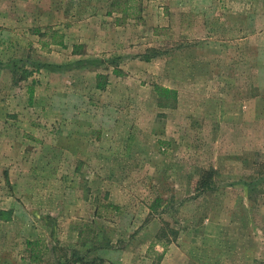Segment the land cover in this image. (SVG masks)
<instances>
[{
    "label": "rangeland",
    "instance_id": "rangeland-1",
    "mask_svg": "<svg viewBox=\"0 0 264 264\" xmlns=\"http://www.w3.org/2000/svg\"><path fill=\"white\" fill-rule=\"evenodd\" d=\"M0 264H264V0H0Z\"/></svg>",
    "mask_w": 264,
    "mask_h": 264
},
{
    "label": "trees",
    "instance_id": "trees-1",
    "mask_svg": "<svg viewBox=\"0 0 264 264\" xmlns=\"http://www.w3.org/2000/svg\"><path fill=\"white\" fill-rule=\"evenodd\" d=\"M155 89L160 95H162L163 93H166V92H172L171 89H168L166 87H160L158 85L155 86Z\"/></svg>",
    "mask_w": 264,
    "mask_h": 264
}]
</instances>
